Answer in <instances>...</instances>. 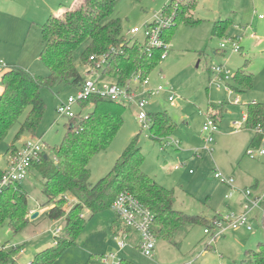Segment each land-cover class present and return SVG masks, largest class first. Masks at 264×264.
Here are the masks:
<instances>
[{"label":"rangeland","instance_id":"obj_1","mask_svg":"<svg viewBox=\"0 0 264 264\" xmlns=\"http://www.w3.org/2000/svg\"><path fill=\"white\" fill-rule=\"evenodd\" d=\"M81 1L72 0L67 7H75ZM170 1L143 0L138 3L120 0L116 15L122 19L127 38L145 44L144 28L162 14ZM38 3L41 4L42 0H0V99L2 78L10 69L21 68L43 77L50 73L41 60L43 27L50 13L42 14L36 8ZM261 15L264 16V0H199L193 17L200 23L178 26L167 58L150 76L151 88H172L171 95L178 101L177 107L171 106L170 93L162 92L149 98L145 111L167 112L176 123V129L169 137L154 140L151 125L143 128L137 119L136 107L130 105L124 114V126L109 149L96 155L90 163L91 184L96 185L112 171L131 141L140 134L139 146L145 157L142 169L175 192L176 210L211 219L231 212L242 213L246 204L245 201L242 203L244 190L252 191L255 197L264 196V157L252 159L247 155L254 132L246 129L243 120L248 105L264 103V54L260 50L264 49V41H260L264 39V19L261 20ZM230 20L235 25L229 29L228 35L225 38L215 36V26ZM136 27L143 30L132 38L129 31ZM254 36L262 38L253 39ZM229 40L235 43L242 40V51L234 53L227 44ZM259 41L263 44L254 51L249 48V45H258ZM222 44L227 47L222 49ZM85 51L86 46L77 52L75 62L86 79L97 81L100 72L88 74V60L92 54L88 49ZM217 67L229 70L230 79L213 73L212 68ZM239 69L254 74L253 87L243 92L234 89L233 78ZM109 82V79L101 81L102 84ZM143 93L141 90L139 99L147 98ZM41 94L46 108L34 138L44 141V152L53 161L54 149L63 142L69 123L58 108L70 97H78V90L61 85L44 88ZM88 110L85 109L83 114ZM214 112L220 113V128L213 135L214 143L210 147L214 151L210 153L206 150L208 135L204 133V126ZM237 122L243 124L241 129L236 127ZM19 128L20 125L16 124L0 145V169L7 168L8 149ZM31 138L26 134L17 146L21 147ZM175 141L179 146L167 144ZM261 148L264 149V145ZM216 174L226 180L233 178L234 188L217 180ZM20 188L27 193L29 208L42 211L40 205L47 198L43 193L44 179L37 169H32L20 182ZM71 204L67 203L66 208ZM263 208H256L249 214L252 231L244 228L230 231L209 245L211 237L205 234V226L195 225L180 231L173 244L159 238L153 258L136 250L138 240L134 236L127 240L129 247L125 250L119 248L113 232V226L118 222L113 209L99 213L93 219L84 211L87 223L77 244L66 249L54 264H87L92 260L95 264L97 255L108 257L111 254L116 255L115 262L124 259L131 264H246L248 252L257 251L259 244L264 243ZM31 214L30 211L29 219ZM64 229L65 220L53 222L44 212L36 220H30V224L18 234L8 226L0 227V245H6L8 249L19 248L16 259L21 264H29L39 252L56 246L57 237L65 236ZM59 230L63 231L59 234Z\"/></svg>","mask_w":264,"mask_h":264},{"label":"trees","instance_id":"obj_2","mask_svg":"<svg viewBox=\"0 0 264 264\" xmlns=\"http://www.w3.org/2000/svg\"><path fill=\"white\" fill-rule=\"evenodd\" d=\"M119 1L82 0L61 16L48 18L41 42V60L50 71L48 76L32 75L21 68L4 73L0 145L13 127L20 125L8 153L19 151L22 146L18 147L17 143L26 134L35 136L46 108L42 89L63 85L78 90L85 81L75 62V55L82 47L86 46L85 53L88 49L92 55L110 54L103 78L121 85H126L136 74L150 77L160 66L162 49L148 51L144 44L127 38L122 19L116 15ZM135 1L141 3L143 0ZM198 3L199 0H171L164 6L165 13L175 12V26L163 34L168 43L180 24L200 23L193 17ZM230 22H219L214 35L225 38L228 28L225 25ZM233 80L235 91L243 92L253 87L254 74L239 69ZM88 108L87 114H83ZM127 109L128 106L100 95L80 101L78 117L69 120L63 142L54 149L55 160L44 152L40 161L33 164L32 169H37L44 179L43 193L47 200L40 207L48 209L47 217L51 221L65 220V236H58L56 246L39 252L29 264H54L66 249L77 244L87 223L83 211L89 210L91 217L102 213L124 192L132 194L154 213L153 230L158 239L169 244H173L177 234L184 229L195 225L209 226L211 220L205 217L176 210L175 192L143 171L145 157L139 146L140 134L131 141L112 171L96 185L91 184L90 163L96 155L107 151L120 133ZM212 114L217 121L220 119L219 112ZM149 117L154 140L169 137L177 127L167 112L149 113ZM245 127L255 132L250 147H260L264 139V103L248 105ZM3 172L0 169V180ZM70 200L73 203L67 209ZM30 211L27 193L20 188V183L0 191V227L8 226L14 234L22 232L30 224ZM262 223L264 228V208ZM18 252L19 248L8 249L6 245H0V264H21L16 259ZM247 257L246 264H264V243L259 244L257 251L248 252Z\"/></svg>","mask_w":264,"mask_h":264},{"label":"built area","instance_id":"obj_3","mask_svg":"<svg viewBox=\"0 0 264 264\" xmlns=\"http://www.w3.org/2000/svg\"><path fill=\"white\" fill-rule=\"evenodd\" d=\"M161 13V15H157L154 20L144 28L146 36V43L144 45L148 51L156 48L162 49L163 54L161 58L163 60L168 56L170 45V43L165 40L163 34L165 30L172 28L176 23L175 12L168 14L162 10ZM260 18L264 19V16H260ZM142 30L143 29L138 27L132 28L129 31V35L135 38ZM240 42L235 43L229 40L227 44L230 45L234 53H239L242 51ZM226 47V44L221 45L222 49ZM109 60L110 54L104 56L93 54L89 57L88 63L90 67L88 68V74L100 72L99 79L93 81L85 78V81L78 88V97L72 96L68 101L62 102L59 106L58 112L62 117L69 120L78 117L80 111L77 110V107L80 108V101L86 100L92 95H100L128 107L134 105L138 111L137 119L143 125V128H147L148 124L151 125L149 113L146 112L145 109L149 104V98L152 96L162 92L170 93L168 98L169 103L171 106L177 107L178 100L175 96L171 95V93H173L172 88L163 86L151 88L150 77L143 78L141 74L133 76L126 85H121L112 81L102 84L101 81L108 79L103 78V68L104 66L107 67ZM212 72L224 79H230L231 77V72L224 67L212 68ZM141 90H144L143 95L147 96V98H138ZM245 120L246 117L244 118V121ZM235 125L237 128L241 129L243 124L237 122ZM219 128V122L213 117H209L204 126V133L208 135L205 141L206 144H208L206 150L210 153L214 151V149L210 147V145L214 143L213 135L219 131ZM167 144L179 146L178 141L172 143L168 142ZM263 145L264 139L261 146ZM43 146L44 141L42 139H35L32 137L29 140H25L16 154L7 153V168L4 170L0 180V191L10 185L20 183L30 174L33 164L39 162L44 153ZM261 146L258 148L250 147L247 151V155L252 159L264 157V149H262ZM215 178L221 180L231 188H234L233 178L230 180L222 179L221 174H216ZM242 195L243 202H246L242 213L231 212L224 216L218 215L210 221L209 226L205 227V234L211 237L209 245H212L217 239L227 235L230 231L240 228L247 229L248 231L253 230V223L249 219V214L256 208L264 207V196L255 197L250 190L242 191ZM70 203L73 202L70 201ZM111 209L115 212L118 222L120 223V228L114 234L119 248L125 250L129 247L130 244L127 243V240L132 237V235H135L138 238L136 250L148 258H153L158 241L153 230L155 220L154 213L145 207L139 199L127 192L121 193L115 199ZM61 231L62 230H59L58 233L60 234ZM115 260L116 255L111 254L108 257L102 256L97 264H131L124 259L117 262H115Z\"/></svg>","mask_w":264,"mask_h":264},{"label":"crops","instance_id":"obj_4","mask_svg":"<svg viewBox=\"0 0 264 264\" xmlns=\"http://www.w3.org/2000/svg\"><path fill=\"white\" fill-rule=\"evenodd\" d=\"M39 1H41V0H39ZM65 2H66V4H65ZM71 2H72V0H42V3L41 4H39L38 3V5H37V9H40L43 13L42 14H49L50 13V15L49 16H51V15H56V16H61L62 14H64L67 10H70V9H72L73 8V5L71 6V7H67L69 4H71ZM57 10H60L59 12H57ZM53 12H55L54 14H53ZM262 16V15H261ZM261 20H263V19H261ZM235 25V23H233L232 21L230 22V23H228L227 25H225V26H228V28H227V30H226V35H228V32H229V29L232 27V26H234ZM253 38V37H252ZM260 38H262V37H258V36H254V38L253 39H260ZM261 40H263L264 41V39H260V41ZM242 41V40H241ZM259 41V44L258 45H249V48H251V50H255V48L257 47V46H260L261 44H263V42H260ZM242 43V42H241ZM243 45V44H242ZM241 45V46H242ZM244 46V45H243ZM243 49V48H242ZM261 50V53L262 54H264V49H260ZM238 102V101H237ZM254 104L256 103V102H253ZM217 112H214V114H216ZM245 118V117H244ZM244 118H243V120H244ZM245 122V121H244ZM252 131V130H251ZM252 132H254V131H252ZM254 137H255V132H254ZM254 137H253V139H254ZM25 139V138H24ZM253 139H252V141H253ZM251 141V142H252ZM251 144V143H250ZM242 203H243V200H242ZM42 211H40V208H37V209H31V213H35V212H41V213H46V215H47V212H48V209H41ZM85 211V215L87 216L88 214L90 215V212H89V210H84ZM41 213H40V215H41ZM217 216V215H216ZM215 217V216H214ZM213 217V218H214ZM48 218V217H47ZM92 219L94 218V216L93 217H91ZM90 218V219H91ZM213 218H211V219H213ZM211 219H209V220H211ZM32 221V220H31ZM62 220H59V221H53V222H61ZM120 228V223L119 222H117L114 226H113V232H114V234L118 231V229ZM132 236H134V237H136L135 235H132ZM138 240V238L136 237V241ZM138 242V241H137ZM102 256H99V255H97V257H96V263L95 264H97L98 262H99V259L101 258ZM222 259V258H221ZM93 261H95V260H92V261H90V262H88L89 264H93L92 262ZM87 263V264H88Z\"/></svg>","mask_w":264,"mask_h":264},{"label":"water","instance_id":"obj_5","mask_svg":"<svg viewBox=\"0 0 264 264\" xmlns=\"http://www.w3.org/2000/svg\"><path fill=\"white\" fill-rule=\"evenodd\" d=\"M40 216V212H35L31 214L30 220L34 221Z\"/></svg>","mask_w":264,"mask_h":264},{"label":"bare ground","instance_id":"obj_6","mask_svg":"<svg viewBox=\"0 0 264 264\" xmlns=\"http://www.w3.org/2000/svg\"><path fill=\"white\" fill-rule=\"evenodd\" d=\"M212 220V219H211Z\"/></svg>","mask_w":264,"mask_h":264}]
</instances>
